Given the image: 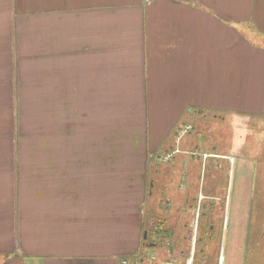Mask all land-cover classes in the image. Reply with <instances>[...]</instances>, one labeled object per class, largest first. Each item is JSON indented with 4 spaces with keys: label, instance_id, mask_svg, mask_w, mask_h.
<instances>
[{
    "label": "crops",
    "instance_id": "obj_1",
    "mask_svg": "<svg viewBox=\"0 0 264 264\" xmlns=\"http://www.w3.org/2000/svg\"><path fill=\"white\" fill-rule=\"evenodd\" d=\"M204 111L264 137V0H0V264L137 260L149 155Z\"/></svg>",
    "mask_w": 264,
    "mask_h": 264
},
{
    "label": "rangeland",
    "instance_id": "obj_2",
    "mask_svg": "<svg viewBox=\"0 0 264 264\" xmlns=\"http://www.w3.org/2000/svg\"><path fill=\"white\" fill-rule=\"evenodd\" d=\"M212 116L204 111L188 119L162 149L150 153L148 195L142 207L149 243L142 248L146 255L133 261L126 257L130 264H264V244H259L264 225V137L252 118L234 130L228 117ZM203 152L225 154L215 157L218 166L206 165L205 194L199 192ZM229 153L237 156L231 204L224 187Z\"/></svg>",
    "mask_w": 264,
    "mask_h": 264
},
{
    "label": "trees",
    "instance_id": "obj_3",
    "mask_svg": "<svg viewBox=\"0 0 264 264\" xmlns=\"http://www.w3.org/2000/svg\"><path fill=\"white\" fill-rule=\"evenodd\" d=\"M203 179H204V178H203ZM206 183H207V182H206ZM226 185H227V183H225L224 187H225V190L227 191V186H226ZM205 186H207V184L204 185L203 188H204ZM204 191H205V190H204ZM204 191H203V193L205 194ZM148 243H149V242H147L146 237H144L143 240H142L141 250L139 251V253H137V257H141V256H143L144 251L142 250V248L145 247V246H147ZM145 248H146V247H145ZM144 254H145V253H144Z\"/></svg>",
    "mask_w": 264,
    "mask_h": 264
},
{
    "label": "built area",
    "instance_id": "obj_4",
    "mask_svg": "<svg viewBox=\"0 0 264 264\" xmlns=\"http://www.w3.org/2000/svg\"><path fill=\"white\" fill-rule=\"evenodd\" d=\"M119 264H128V259L126 257L122 258ZM164 264H177L175 262H164Z\"/></svg>",
    "mask_w": 264,
    "mask_h": 264
},
{
    "label": "water",
    "instance_id": "obj_5",
    "mask_svg": "<svg viewBox=\"0 0 264 264\" xmlns=\"http://www.w3.org/2000/svg\"><path fill=\"white\" fill-rule=\"evenodd\" d=\"M146 236V231L144 232V237Z\"/></svg>",
    "mask_w": 264,
    "mask_h": 264
}]
</instances>
